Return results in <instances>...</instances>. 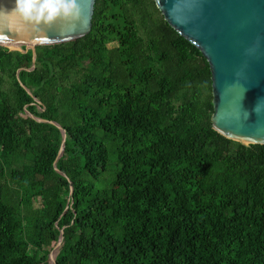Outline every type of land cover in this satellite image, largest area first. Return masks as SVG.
<instances>
[{
    "label": "trees",
    "instance_id": "1",
    "mask_svg": "<svg viewBox=\"0 0 264 264\" xmlns=\"http://www.w3.org/2000/svg\"><path fill=\"white\" fill-rule=\"evenodd\" d=\"M31 66L0 45V264L60 231L56 264H264V144L212 128L209 63L155 0H95Z\"/></svg>",
    "mask_w": 264,
    "mask_h": 264
},
{
    "label": "water",
    "instance_id": "2",
    "mask_svg": "<svg viewBox=\"0 0 264 264\" xmlns=\"http://www.w3.org/2000/svg\"><path fill=\"white\" fill-rule=\"evenodd\" d=\"M33 2L31 12L24 13L17 0H0V45L21 50L17 45L26 44L25 49L32 51L31 68L36 45L75 40L90 31L95 0ZM45 3L50 7L45 8ZM155 4L209 63L212 128L246 145L264 144V0H155ZM61 131L57 157L64 150ZM61 240L62 231L53 248L56 254ZM56 254L48 257L51 264H56Z\"/></svg>",
    "mask_w": 264,
    "mask_h": 264
},
{
    "label": "clouds",
    "instance_id": "3",
    "mask_svg": "<svg viewBox=\"0 0 264 264\" xmlns=\"http://www.w3.org/2000/svg\"><path fill=\"white\" fill-rule=\"evenodd\" d=\"M17 5L19 7V9L24 12V13H30L31 10L33 9L34 7V2L33 0H17ZM45 8H48L50 7L49 4L45 3L44 5ZM56 12V9L55 8H52L51 9V13H55ZM49 14L48 16V19L51 20L52 19V14ZM41 19V17H37V20Z\"/></svg>",
    "mask_w": 264,
    "mask_h": 264
},
{
    "label": "rangeland",
    "instance_id": "4",
    "mask_svg": "<svg viewBox=\"0 0 264 264\" xmlns=\"http://www.w3.org/2000/svg\"><path fill=\"white\" fill-rule=\"evenodd\" d=\"M155 5H156V4H155ZM22 46H26V44H18V45H17V47H22ZM237 141H238V140H237ZM107 179H108V177H107ZM107 183H108V181H106V184H107ZM35 204H37V202H36ZM52 251H53V249L50 251L49 256H50V254H52ZM48 263L51 264V261L48 260Z\"/></svg>",
    "mask_w": 264,
    "mask_h": 264
},
{
    "label": "bare ground",
    "instance_id": "5",
    "mask_svg": "<svg viewBox=\"0 0 264 264\" xmlns=\"http://www.w3.org/2000/svg\"><path fill=\"white\" fill-rule=\"evenodd\" d=\"M54 254H56V250H53V251H52V255H54Z\"/></svg>",
    "mask_w": 264,
    "mask_h": 264
}]
</instances>
